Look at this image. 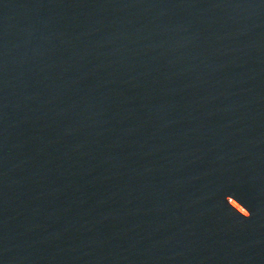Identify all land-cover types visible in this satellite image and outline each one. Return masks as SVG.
Segmentation results:
<instances>
[{
	"label": "water",
	"instance_id": "water-1",
	"mask_svg": "<svg viewBox=\"0 0 264 264\" xmlns=\"http://www.w3.org/2000/svg\"><path fill=\"white\" fill-rule=\"evenodd\" d=\"M0 264H264V0H0Z\"/></svg>",
	"mask_w": 264,
	"mask_h": 264
}]
</instances>
